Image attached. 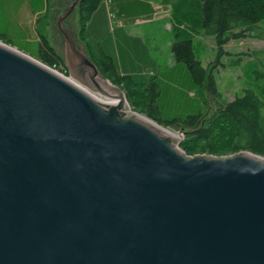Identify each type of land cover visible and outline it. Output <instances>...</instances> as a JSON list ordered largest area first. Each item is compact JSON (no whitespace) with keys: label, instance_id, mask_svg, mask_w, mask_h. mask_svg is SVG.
Listing matches in <instances>:
<instances>
[{"label":"water","instance_id":"1","mask_svg":"<svg viewBox=\"0 0 264 264\" xmlns=\"http://www.w3.org/2000/svg\"><path fill=\"white\" fill-rule=\"evenodd\" d=\"M81 1L71 79L122 100L0 40V264H264V156H191L133 110L65 25Z\"/></svg>","mask_w":264,"mask_h":264},{"label":"rangeland","instance_id":"2","mask_svg":"<svg viewBox=\"0 0 264 264\" xmlns=\"http://www.w3.org/2000/svg\"><path fill=\"white\" fill-rule=\"evenodd\" d=\"M71 1L72 0H0V36L2 37L0 40L39 59L38 51L40 41L42 35H44L64 58V54L60 50H63L65 38L59 30L57 18L66 10ZM116 3L117 1L115 0H104L101 8L96 13V22H100L103 29L99 36L93 38V43L97 44L102 42L105 48L114 55L116 63L119 69H121L117 58L118 56H116L115 38L112 32L117 12L114 10L113 13L111 8L116 5ZM173 3L174 2H170L169 0H140L138 3L127 4V2L124 1L122 2V10L120 12L123 13L124 10H126L128 16L121 17V13L117 15L122 20L128 21V25H132L136 18L144 19V17H155L156 10L159 11L157 15L167 14L170 24L166 25V27L173 31V35H175L176 31L181 30V32H187L189 35L191 34L194 37L196 57L203 65L209 66L206 83L204 85H199L191 75L185 63L169 59L168 51L162 43L163 39L169 37L170 33L161 32L163 30V25L160 21L148 24L152 34L153 31L154 34L157 32V41L152 40V43L144 44L143 38H133L134 40L138 38L140 44L143 43L148 53L152 54L154 57H156L157 53H154L151 49L156 45L162 48L161 53L159 52L158 55L160 56L158 57V62H161L162 67L160 66V69L157 67L156 73L160 70L158 80L162 85V95L159 99V103L163 118L166 120H170L174 117L184 118L188 114L202 112L203 123H205L224 106L225 102L234 100L237 96H242L248 88L256 89L264 99V21L260 22L256 27L254 32L256 35L255 37L232 39L224 45L225 51L219 55L215 36L193 34L191 28L188 27V24L191 25L192 21H188V23L186 22L184 24L178 22L174 17ZM111 13L114 14V16H111ZM94 24L95 22L91 24V27L95 32L97 28L99 29L101 26ZM65 25H69L80 39L81 24L77 7L66 18ZM124 30L127 33L126 29ZM124 61L127 63V70L134 66V70L137 71H135V76L138 75L136 77L140 79L138 81L147 80L150 75H152L153 66L151 65L149 57L139 61L133 58V65H131L129 63L130 60H126L125 57ZM65 63H67L66 68L68 72H66L64 68H59L57 70L76 81L66 59ZM138 63L142 66L139 67ZM210 74H212L217 81L218 91L221 93L220 97L211 95L209 92L208 78ZM108 81L113 84L110 80ZM82 85L100 99L109 98L101 92L94 91L87 85ZM131 108L133 109L132 106ZM169 127L181 135L182 138L178 146L182 148L180 144L185 138L186 130L180 125H172Z\"/></svg>","mask_w":264,"mask_h":264},{"label":"trees","instance_id":"3","mask_svg":"<svg viewBox=\"0 0 264 264\" xmlns=\"http://www.w3.org/2000/svg\"><path fill=\"white\" fill-rule=\"evenodd\" d=\"M103 1L80 2L78 8L81 24L80 39L85 42L90 56L103 76L125 91L134 110L146 114L163 126H182L186 130V135L180 145L191 156L199 154L227 156L243 151L264 156V99L256 89L248 88L242 96L225 102L224 106L205 123L202 112L188 114L184 118L164 119L159 103L162 85L159 83L158 74L150 75L147 80L138 81L140 79L132 73L122 72L118 68L114 55L102 42L93 43V38L99 36L103 29L100 22H96L95 16ZM115 1L117 3L111 9L118 15L122 10V2L138 3L140 0ZM169 1L174 2V17L178 22L185 24L192 21L188 27L193 34L215 36L219 55L225 51L224 45L232 39L255 37L256 27L264 21V0ZM121 15V17L128 16L126 10ZM94 22L101 26L95 32L91 27ZM181 31L175 32L171 47L174 60L185 63L195 81L199 85H204L209 66L203 65L196 57L194 37ZM38 57L51 67L64 68L68 72L63 55L44 35L41 37ZM208 85L211 95L221 96L217 81L212 74L208 78Z\"/></svg>","mask_w":264,"mask_h":264},{"label":"crops","instance_id":"4","mask_svg":"<svg viewBox=\"0 0 264 264\" xmlns=\"http://www.w3.org/2000/svg\"><path fill=\"white\" fill-rule=\"evenodd\" d=\"M158 12L159 11H157V10L155 11L156 15L153 18H150V17L149 18L144 17V19L137 18L133 21L132 25H128V23H129L128 21L122 20L121 18H119L116 15V20H115L114 26L112 27V32H113L114 38H115V49H116V54H117L116 56H118L117 58L119 60L120 66H121L120 70L122 72L123 71L124 72H130L135 76V71H136V70H134V66L128 68L129 71L127 70V63H126V61H124V57L126 60H128V59L130 60L129 63L131 65H133V61H132L133 58L135 60L139 61L141 59H147L149 57L151 65L153 66L151 73L152 74H159L160 73V70L158 73H156V68L159 67V69H160V66L162 65L161 62L160 63L158 62V57H160L158 55H159V52L161 53L162 48H160L159 45H156L155 47H153V49H151L154 53L155 52L157 53L156 57H154L152 54L148 53V50L146 49V47L144 45L147 43H152L151 42L152 40L157 41V35H156L157 32H155V34H154V31H153V34H152V32L150 30V26H148V24L155 23L158 21H160L163 25V30L161 32L167 33V34L170 33L169 37H166L163 39L162 45L168 51L169 59L174 61L173 52L171 50L172 43L174 41V35H173V31L166 27V25L170 24V20H169L167 14L157 15ZM113 16H114V14H113ZM124 29H126L127 33L125 32ZM136 37L143 38L144 44L143 43L140 44V40L138 38L135 40L133 39ZM137 40H139V41H137ZM138 65H139V67L142 66L140 63H138ZM118 68H119V66H118ZM136 76H138V75H136Z\"/></svg>","mask_w":264,"mask_h":264},{"label":"bare ground","instance_id":"5","mask_svg":"<svg viewBox=\"0 0 264 264\" xmlns=\"http://www.w3.org/2000/svg\"><path fill=\"white\" fill-rule=\"evenodd\" d=\"M0 44L4 45L1 41H0ZM12 50H16V48H11L10 45H4ZM54 71L55 73H57L58 75H60L62 78H63V74H60L58 71H55V70H52ZM70 80V81H69ZM67 81H69L70 83H72L73 85H75L76 87H78L79 89L85 91L86 93H88L89 95H91L95 100L101 102L103 105L105 104H111V103H115V102H118V101H121L122 98L119 97V96H114V95H111L108 99H100L99 97H97L94 93H92L91 91H89L86 87L82 86L81 84L73 81L71 78L68 79ZM132 111V109H130ZM133 112V111H132ZM152 120V119H151ZM157 123V122H156ZM157 125L162 129L164 128L163 126H161L159 123H157ZM179 147V146H178Z\"/></svg>","mask_w":264,"mask_h":264},{"label":"flooded vegetation","instance_id":"6","mask_svg":"<svg viewBox=\"0 0 264 264\" xmlns=\"http://www.w3.org/2000/svg\"><path fill=\"white\" fill-rule=\"evenodd\" d=\"M73 1H75V0H72V1L70 2L69 6L66 8V10L69 9V7L72 5ZM79 4H80V3H79ZM79 4H78L77 8H79Z\"/></svg>","mask_w":264,"mask_h":264},{"label":"built area","instance_id":"7","mask_svg":"<svg viewBox=\"0 0 264 264\" xmlns=\"http://www.w3.org/2000/svg\"><path fill=\"white\" fill-rule=\"evenodd\" d=\"M108 1V0H107ZM111 16H113V14L111 13Z\"/></svg>","mask_w":264,"mask_h":264}]
</instances>
